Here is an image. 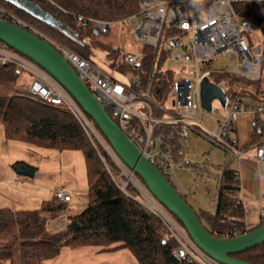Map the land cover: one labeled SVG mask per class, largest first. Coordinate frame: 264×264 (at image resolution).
<instances>
[{"label": "trees", "instance_id": "obj_1", "mask_svg": "<svg viewBox=\"0 0 264 264\" xmlns=\"http://www.w3.org/2000/svg\"><path fill=\"white\" fill-rule=\"evenodd\" d=\"M31 1L37 2L52 19H46L14 1L0 0L43 33L86 59L94 62L91 45L108 50L106 56L111 59L108 63L111 70L126 77L125 80L131 87L143 91L157 104L165 103L174 80L168 69H162L165 53L155 60L152 49L143 46L146 56L142 60V66L132 68L124 63L123 54L116 55V50L109 44L94 38L93 33L96 32L89 19L109 22L122 20L138 9V0ZM230 2L235 12L251 17L253 32L259 34L264 54V2L255 9H251L250 4L244 0ZM78 15L84 18L81 22L77 19ZM251 42L249 38V43ZM210 62L203 67H209ZM132 75H136L138 79H134ZM208 76L230 91L232 85H238L240 91H231L232 96L252 98L255 100L253 105L264 103L260 76L252 79L232 71L211 72ZM17 77L12 67L0 66V81H11ZM147 82L150 85L148 91ZM250 86L254 88L253 92L248 90ZM229 90H226L228 96ZM154 111L155 114H160L157 109ZM0 125L7 139L25 141L49 149L80 151L87 181L86 205L80 212L67 216L62 227L52 230L46 227V222L57 217L67 203L53 195L42 201L39 211L1 207L0 264H40L45 259L55 257L62 246H96L100 250L122 247L129 251L136 264H197L177 259L168 251L165 245V227L156 216L127 197L114 184L97 151L65 106L42 101L29 91L16 90L11 94H0ZM158 140L161 153L168 155L169 159L179 161L183 157L185 145L174 125H156L152 145ZM262 144L264 118L256 112L249 141L240 146L243 149H256ZM105 160L113 170V164L107 158ZM212 168L220 176L215 195L216 204L212 209L196 211L186 196L181 195L194 208L205 229L215 236L229 237L249 231L264 222L263 217L255 226L245 228L243 206L235 197L239 191L236 171L230 167V161L212 165ZM172 216L175 217L173 214ZM175 219L182 225L176 217ZM10 240H19V243L13 248L8 244ZM231 256L254 264H264V240Z\"/></svg>", "mask_w": 264, "mask_h": 264}, {"label": "built area", "instance_id": "obj_2", "mask_svg": "<svg viewBox=\"0 0 264 264\" xmlns=\"http://www.w3.org/2000/svg\"><path fill=\"white\" fill-rule=\"evenodd\" d=\"M244 1L250 4L251 9L264 2V0ZM138 6L135 12L119 21H128L132 24L134 39L151 48L155 60L165 53L164 60L179 62L194 74L193 79L187 76L176 78L170 107L165 106V103L157 104L143 91L131 87L125 79L113 75L93 61L55 41L1 2L0 19L25 28L50 42L103 104L110 117L139 146L150 161L161 167L162 172L181 195L187 196L188 190L176 177L175 168L186 170L192 176V182L197 181L206 185L203 178L215 180L217 184L215 194L220 184V176L216 172L204 169L203 164L199 162H191L186 158L185 152L179 161H175L162 154L160 150L154 151L152 135L158 124L174 125L178 129L180 139L187 138L188 132L194 130L222 148L232 159L252 160L257 172L264 173V144L258 146L254 155L250 156L231 135L234 123L242 110L249 108L253 113L258 112L263 119L264 103L247 105L238 95L228 97L229 111L219 119L202 108L200 99L201 79L211 72L232 71L252 79L260 76L263 46L260 40L254 36L250 37L253 32L251 17L235 12L230 0H138ZM77 19L81 22L84 18L78 15ZM89 19L95 32L109 30V21ZM184 31L190 35L189 46L178 36V32ZM249 38L252 40L251 43ZM226 54L232 55L235 59L231 69L203 67L214 58ZM145 56L144 51L124 52L123 61L137 69L142 66ZM0 66L12 67L14 75L18 77L30 75L29 92L32 95L47 103L61 104L71 112L97 151L114 184L127 197L156 216L165 227L167 231L165 245L172 255L177 259L197 264H224L208 255L192 240L185 228L116 153L74 97L44 68L29 57L8 48L1 41ZM146 86L148 91L149 82ZM154 109L160 114H155ZM198 115L207 116L212 127L205 126L197 119ZM105 158L113 164V170ZM52 195L62 201L71 199L70 193L63 187L54 188ZM235 197L238 200V196ZM215 204L216 198L213 206Z\"/></svg>", "mask_w": 264, "mask_h": 264}, {"label": "rangeland", "instance_id": "obj_3", "mask_svg": "<svg viewBox=\"0 0 264 264\" xmlns=\"http://www.w3.org/2000/svg\"><path fill=\"white\" fill-rule=\"evenodd\" d=\"M19 1L30 11L38 13L46 19H52L37 2L31 0ZM93 34L96 40L109 44L115 49L116 55L118 56H121L124 52L143 51L142 47L144 45L134 39L133 26L128 21L110 22L107 32H96ZM178 36L189 46L190 35L188 32H178ZM253 36L259 40L258 33L252 32L250 37ZM91 49L94 63L113 75L126 79V77L108 67V63L111 61V59L106 56L108 50L101 49L97 45H91ZM163 63V67L168 69L174 77L171 85V92L165 100V106L170 107L176 78L187 76L193 79L194 74L179 62L164 60ZM234 64L235 59L232 55L226 54L214 58L209 63V66L213 69L229 70ZM132 77L138 79L136 75H132ZM210 78L212 77L210 76ZM30 80V75H22L15 80L0 81V94H11L16 90L29 91ZM260 85L264 90V54L260 68ZM230 89L233 92L240 91L238 85L235 84L232 85ZM225 90H229L228 87H226ZM248 90L253 92L254 88L250 86ZM231 91L229 90V98L232 97ZM242 100L249 104H254L255 101L249 97H242ZM228 111L229 106L222 108L217 99H214L212 101V110L208 113L220 119L224 117V114ZM197 119L202 121L208 128L212 127V123L207 116L198 115ZM180 140L185 145L186 158L191 162L197 161L203 164V167L210 171H214L212 165L224 164L231 158L222 148L197 132L195 133L190 130L187 138H181ZM153 149L154 151L160 150L159 140L154 144ZM249 152L255 153V149L250 148ZM207 157H209V159H207ZM21 161L34 167L35 174L33 176L18 175L14 171V164ZM174 172L182 185L187 188L188 194L186 199L196 211L199 209L209 210L213 208L217 185L215 180L203 178L206 185H202L197 181L192 182V176L189 175L186 170L175 168ZM59 186H62L70 193L71 200L67 201L66 206L59 211L57 217L46 222V227L50 230L54 229L53 225L57 220L60 218L66 219L67 216L80 212L86 205L87 181L81 152L78 150L49 149L25 141L7 139L0 125V208L35 209L39 211L42 201L49 199L52 196L51 191ZM257 221L258 220H255L254 223H257ZM18 243L19 240L8 241V244L13 248H15ZM100 251L102 250L96 246H62L55 257L45 259L42 263L135 264V261H132L134 260L133 256L128 253L129 251H109V253L103 254L99 253Z\"/></svg>", "mask_w": 264, "mask_h": 264}, {"label": "water", "instance_id": "obj_4", "mask_svg": "<svg viewBox=\"0 0 264 264\" xmlns=\"http://www.w3.org/2000/svg\"><path fill=\"white\" fill-rule=\"evenodd\" d=\"M11 1L24 6L19 0ZM0 41L38 63L74 97L121 159L140 176L151 193L182 223L192 240L204 252L224 264H254L232 257L231 254L263 241L264 222L236 236L220 237L211 234L203 226L194 208L181 196L162 170L150 161L139 146L116 124L103 104L50 42L4 19H0ZM200 99L202 108L210 112L214 99H217L221 107H226L228 95L222 85L204 75L200 83ZM14 171L18 175L29 177L34 174L33 169L22 164H16Z\"/></svg>", "mask_w": 264, "mask_h": 264}, {"label": "crops", "instance_id": "obj_5", "mask_svg": "<svg viewBox=\"0 0 264 264\" xmlns=\"http://www.w3.org/2000/svg\"><path fill=\"white\" fill-rule=\"evenodd\" d=\"M223 88L225 89L226 87H223ZM245 104L253 105L252 103L249 104L246 102ZM253 118H254V113L249 108H246L239 113L238 118L234 123V129L231 135L237 139L240 145L244 146L249 141L250 134L252 131ZM191 131L196 133V131L194 130H191ZM252 149H255V148H252ZM244 150L248 155L250 156L254 155V153L249 152L250 148L244 149ZM229 161H230V167H232L236 171L237 179L239 182V191H238L237 196H238V200L242 203V206H243L244 225H245V228H251L255 226L264 217V173L257 172L252 160L238 161V160H234L230 158L227 162ZM16 164H22V165H25L33 169L34 174H35V169L33 166L26 164L22 161L17 162L14 165ZM59 187H62V186H59ZM255 220H258L257 223H254ZM65 222H66L65 218H60L54 223L53 228L62 227L65 224ZM123 250L128 252L127 249L119 247L115 249L102 250L99 253L101 254L109 253V251H119L120 252ZM132 261H135V259ZM40 264H44V263L41 262ZM135 264H136V261H135Z\"/></svg>", "mask_w": 264, "mask_h": 264}]
</instances>
